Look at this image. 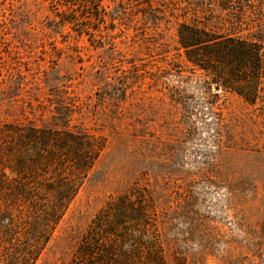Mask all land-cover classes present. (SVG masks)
<instances>
[{"label":"rangeland","instance_id":"1","mask_svg":"<svg viewBox=\"0 0 264 264\" xmlns=\"http://www.w3.org/2000/svg\"><path fill=\"white\" fill-rule=\"evenodd\" d=\"M101 5L104 22L89 21L87 36L58 21L61 0H0V126H67L101 144L34 264H70L99 212L126 195L148 224L94 228L109 237L95 253L264 264V100L216 88L177 40L185 9L218 14L216 0Z\"/></svg>","mask_w":264,"mask_h":264},{"label":"trees","instance_id":"2","mask_svg":"<svg viewBox=\"0 0 264 264\" xmlns=\"http://www.w3.org/2000/svg\"><path fill=\"white\" fill-rule=\"evenodd\" d=\"M61 1L64 9L54 15L79 35L91 36L93 25L104 22L102 0ZM216 6L218 14L185 9L177 26L178 44L186 60L204 71L216 88L255 105L264 100V8L248 0H216ZM198 13L204 18L198 20ZM89 21L94 24L89 26ZM100 149L99 141L67 126H0V264H34ZM126 196L99 212L70 264H133L132 258H109L114 250L93 251L108 237H94V228H117L125 219L140 230L148 224L142 208L138 212Z\"/></svg>","mask_w":264,"mask_h":264}]
</instances>
